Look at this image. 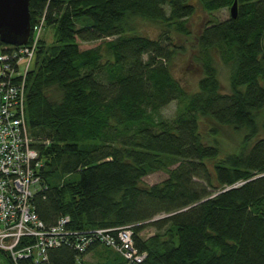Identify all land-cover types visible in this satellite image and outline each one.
Instances as JSON below:
<instances>
[{
    "label": "trees",
    "instance_id": "obj_1",
    "mask_svg": "<svg viewBox=\"0 0 264 264\" xmlns=\"http://www.w3.org/2000/svg\"><path fill=\"white\" fill-rule=\"evenodd\" d=\"M235 1L31 0L32 27L42 18L55 27L26 82L27 124L44 163L32 203L46 225L64 215L86 233L132 225L142 264H264V0H237V18L207 20L192 56L202 69L196 89L174 72L185 51L178 38L192 35L198 9ZM137 19L161 26L158 37L138 33ZM0 49L13 53L1 40ZM173 101L176 115L162 117ZM205 121L214 125L207 134ZM220 128L241 135L237 147H223ZM161 170L162 182L143 181ZM91 251L98 262L83 260ZM48 255L47 264H130L100 242Z\"/></svg>",
    "mask_w": 264,
    "mask_h": 264
},
{
    "label": "built area",
    "instance_id": "obj_2",
    "mask_svg": "<svg viewBox=\"0 0 264 264\" xmlns=\"http://www.w3.org/2000/svg\"><path fill=\"white\" fill-rule=\"evenodd\" d=\"M44 22L42 18L33 25L28 44L12 46L13 53L0 49V250L13 264L23 259L47 264L51 248L66 244L82 253L100 242L130 264H142L147 253L136 247L132 225L86 233L73 229L70 215L48 226L34 209L32 200L42 188L44 163L27 124L26 82Z\"/></svg>",
    "mask_w": 264,
    "mask_h": 264
},
{
    "label": "rangeland",
    "instance_id": "obj_3",
    "mask_svg": "<svg viewBox=\"0 0 264 264\" xmlns=\"http://www.w3.org/2000/svg\"><path fill=\"white\" fill-rule=\"evenodd\" d=\"M232 17L231 8H223L219 11L213 13H206L202 9H198L197 13L190 19V28L192 30V35L190 37L182 36L178 38V42L185 46V51L178 54L175 62V75L181 79V81L189 88L196 89L198 80L202 77L201 67L192 61V56L194 49L196 47V37L202 31L205 23L210 18H216L218 20H225ZM137 26V32L150 37H158L161 32V26L152 23L147 20L137 19L135 21ZM42 39L46 42L47 46H50L55 40V27L46 26L42 32ZM102 41L94 42H80L81 49H87L95 47L101 44ZM40 45V44H39ZM39 47V46H38ZM35 63V61H34ZM33 68V67H32ZM28 76V75H27ZM219 77L221 80L222 88L224 90H230V70L224 65L219 64ZM178 110L177 101H173L161 109V116L165 118H173ZM214 125L210 121H205L202 126V131L204 134L208 133V130ZM220 140L223 143V147L227 150L229 148L237 147L241 138V135L235 133L230 128L219 129ZM169 176L167 171H156L143 178L146 184H156L162 182ZM78 177V175L76 176ZM154 228H148L143 232V236H149L154 233ZM102 250V248H100ZM84 261L88 263H96L100 260L99 254L96 251H91L83 258ZM81 258H78L77 264H81ZM0 264H7L5 258L0 256Z\"/></svg>",
    "mask_w": 264,
    "mask_h": 264
},
{
    "label": "water",
    "instance_id": "obj_4",
    "mask_svg": "<svg viewBox=\"0 0 264 264\" xmlns=\"http://www.w3.org/2000/svg\"><path fill=\"white\" fill-rule=\"evenodd\" d=\"M31 0H0V40L11 46H22L30 42ZM233 18L238 17L237 0L231 7Z\"/></svg>",
    "mask_w": 264,
    "mask_h": 264
},
{
    "label": "bare ground",
    "instance_id": "obj_5",
    "mask_svg": "<svg viewBox=\"0 0 264 264\" xmlns=\"http://www.w3.org/2000/svg\"><path fill=\"white\" fill-rule=\"evenodd\" d=\"M27 97V96H26ZM27 103V102H26ZM61 217H63V216H61Z\"/></svg>",
    "mask_w": 264,
    "mask_h": 264
}]
</instances>
